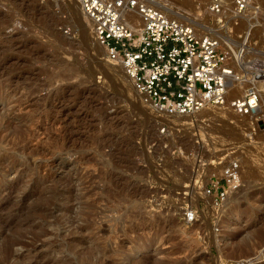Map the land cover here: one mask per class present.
I'll return each instance as SVG.
<instances>
[{"label": "rangeland", "instance_id": "rangeland-1", "mask_svg": "<svg viewBox=\"0 0 264 264\" xmlns=\"http://www.w3.org/2000/svg\"><path fill=\"white\" fill-rule=\"evenodd\" d=\"M159 1L196 20L194 0ZM248 6L220 41L262 28L264 55V0ZM101 47L76 0H0V264H264V113L159 116ZM227 156L243 169L214 223L205 184Z\"/></svg>", "mask_w": 264, "mask_h": 264}, {"label": "built area", "instance_id": "built-area-1", "mask_svg": "<svg viewBox=\"0 0 264 264\" xmlns=\"http://www.w3.org/2000/svg\"><path fill=\"white\" fill-rule=\"evenodd\" d=\"M226 1L206 0V8L211 14H220V29L232 31L249 0H230L229 5ZM77 2L108 60L122 66L134 91L155 110L190 115L216 106L239 117L258 118V82L264 80V58L246 52L245 44L232 48L209 33L197 34L193 26L166 15L156 0ZM129 13L139 17L136 30L120 20ZM241 83L244 88L239 91L237 85ZM210 166L213 171L205 184V195L210 198V218L219 223L243 166L238 156L212 161ZM196 220L195 210L185 208L182 221L191 224ZM249 258L227 264H250Z\"/></svg>", "mask_w": 264, "mask_h": 264}, {"label": "bare ground", "instance_id": "bare-ground-1", "mask_svg": "<svg viewBox=\"0 0 264 264\" xmlns=\"http://www.w3.org/2000/svg\"><path fill=\"white\" fill-rule=\"evenodd\" d=\"M157 1V0H156ZM182 1V4L181 5H183V6H181V8H179V9H181V10H183L184 11V13H187V8H189V5H190V0H181ZM76 2H77V0H76ZM204 2H205V0H194L193 1V7H192V9L189 11V15H192V17H194V18H196V20H193V18L191 19V18H188V17H184V15L183 14H181V13H179V12H175L174 10H172V9H170V8H168V7H166V6H163L161 3L162 2H160L159 1V3L157 4V7L158 8H160L165 14H167V15H170V16H173L174 18H176L177 20H178V18H184V20H185V23L186 24H189V25H196V26H199L202 30H204V32H207V33H211V35H213V36H216L217 38H219L220 39V37H224V40L226 39V38H228V36L226 37V35L224 36V35H222V34H220V27H219V25H218V21H219V19H220V14H211V13H209L208 12V10H207V13H206V11H205V13L206 14H208V16L209 17H211L212 19H214L215 21H216V23H215V25H213L212 26V28H210V27H208V26H206V25H203L202 24V20H203V11H202V6L204 5ZM157 3V2H156ZM66 4V3H65ZM248 5H249V2H248ZM184 6H186L187 8H184ZM178 7H180V6H178ZM74 8V7H73ZM73 8H72V6H71V3L69 4L68 2H67V4H66V7H65V9L71 14V16H72V18H73V21L78 25L79 24V19H78V17H77V15L75 14V12H74V10H73ZM247 8H249V6L247 7ZM207 9V8H206ZM205 9V10H206ZM77 10H80V6H79V4H78V2H77ZM248 10V9H247ZM47 11V10H46ZM81 11V10H80ZM246 11H244V13H245ZM81 14H82V12H81ZM243 14V13H242ZM242 14L240 15V18H242L243 16H242ZM83 15V14H82ZM84 16V15H83ZM256 16H257V14H256ZM245 17V16H244ZM85 18L87 19V20H89V18H87L86 16H85ZM120 20L122 21V22H124L126 25H128L131 29H133V30H136V24L138 23V21H139V17H138V15H136V14H131V13H129V14H126V15H124V16H122V17H120ZM180 20H183V19H180ZM179 20V21H180ZM90 21V20H89ZM262 30V28H256V29H254L253 30V32H250V33H246L245 35H244V39H243V41L242 42H239L238 44H236L235 46H241L242 44H245V50H246V52H250L251 54L253 53V54H256V52L250 47V45L249 44H247L248 43V41H249V39L251 38V36L252 37H254L258 32H260ZM263 30H264V27H263ZM220 40H222V39H220ZM227 40V39H226ZM223 41V40H222ZM250 42V41H249ZM227 44H228V42H226ZM252 46V45H251ZM101 49H102V47H101ZM105 49L103 48V51H104ZM106 52V51H105ZM259 57H263L264 58V55H260ZM120 65V64H119ZM121 66V65H120ZM121 69L123 70V72H125L124 71V69L122 68V66H121ZM126 74V73H125ZM127 78H128V76H127ZM129 79V78H128ZM129 81H130V79H129ZM69 86V85H68ZM68 86H66V87H68ZM261 87V102L264 100V80H260L259 82H258V87ZM62 87V86H61ZM66 87H62V88H66ZM244 88V84H238L237 85V89L239 90V91H242V89ZM58 89V88H57ZM260 89V88H259ZM60 91V90H59ZM57 92V91H56ZM58 99V98H57ZM59 108L56 110L57 112H56V114H59L58 115V117H60V116H62V115H64L68 110H69V107H67L66 105H63V106H58ZM152 107V106H151ZM210 107V106H209ZM153 108V107H152ZM206 107H204V109H205ZM208 108V107H207ZM204 109H202V110H200V111H203ZM149 110V109H148ZM153 112L154 113H156V114H158L159 116H161V115H165V114H168L167 112H164V111H159V110H155L154 108H153ZM259 112L260 113H264V107L262 106V103L260 104V109H259ZM45 113V112H44ZM198 113V112H197ZM84 114V113H83ZM190 115H193V114H190ZM84 116V115H83ZM172 116V115H171ZM180 116H184V115H178V114H174L173 115V117H180ZM187 116V115H186ZM263 143V142H262ZM250 259H252L251 260V263L250 264H259V262H262V261H257L258 260V257H255V258H250ZM255 259H257L256 260V262L254 261L253 262V260H255Z\"/></svg>", "mask_w": 264, "mask_h": 264}]
</instances>
